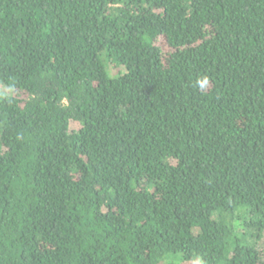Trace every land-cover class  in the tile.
I'll use <instances>...</instances> for the list:
<instances>
[{
	"label": "trees",
	"instance_id": "16d2710c",
	"mask_svg": "<svg viewBox=\"0 0 264 264\" xmlns=\"http://www.w3.org/2000/svg\"><path fill=\"white\" fill-rule=\"evenodd\" d=\"M0 264H264V0H0Z\"/></svg>",
	"mask_w": 264,
	"mask_h": 264
},
{
	"label": "rangeland",
	"instance_id": "374dc122",
	"mask_svg": "<svg viewBox=\"0 0 264 264\" xmlns=\"http://www.w3.org/2000/svg\"><path fill=\"white\" fill-rule=\"evenodd\" d=\"M72 128L75 129V130H77L79 128V125L77 123H73L72 124Z\"/></svg>",
	"mask_w": 264,
	"mask_h": 264
}]
</instances>
